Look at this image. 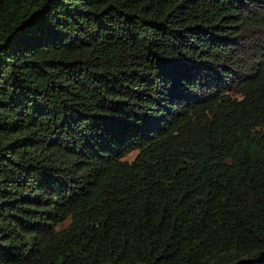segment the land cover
<instances>
[{"label":"trees","instance_id":"1","mask_svg":"<svg viewBox=\"0 0 264 264\" xmlns=\"http://www.w3.org/2000/svg\"><path fill=\"white\" fill-rule=\"evenodd\" d=\"M0 264H264V0H0Z\"/></svg>","mask_w":264,"mask_h":264},{"label":"rangeland","instance_id":"2","mask_svg":"<svg viewBox=\"0 0 264 264\" xmlns=\"http://www.w3.org/2000/svg\"><path fill=\"white\" fill-rule=\"evenodd\" d=\"M129 158H131V157H129Z\"/></svg>","mask_w":264,"mask_h":264}]
</instances>
